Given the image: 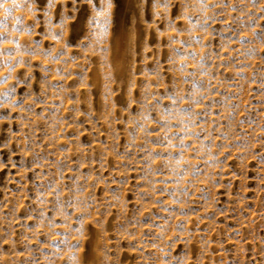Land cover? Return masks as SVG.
<instances>
[{
	"label": "rangeland",
	"instance_id": "374dc122",
	"mask_svg": "<svg viewBox=\"0 0 264 264\" xmlns=\"http://www.w3.org/2000/svg\"><path fill=\"white\" fill-rule=\"evenodd\" d=\"M90 241L264 264V0H0V264Z\"/></svg>",
	"mask_w": 264,
	"mask_h": 264
},
{
	"label": "bare ground",
	"instance_id": "6f19581e",
	"mask_svg": "<svg viewBox=\"0 0 264 264\" xmlns=\"http://www.w3.org/2000/svg\"><path fill=\"white\" fill-rule=\"evenodd\" d=\"M130 4H131V3H130ZM117 43H118V42H117ZM117 43H116V44H117ZM119 44H120V43H119ZM117 48H119L118 45H117ZM119 50H120V48H119ZM120 51H121V50H120ZM118 52H119V51H118ZM120 53H121V52H120ZM118 56H119V55H118ZM90 243H91L90 246H92L91 249H92L93 251H92L91 249H90V250L94 253V255L90 253V255H93V256H91V258H90V255H89V256L87 255V256L89 257L90 264H95V263H96V254H97V253H96V252H97V251H96V247H97V245H96L95 241H92V242L90 241ZM97 244H98V243H97ZM95 245H96V246H95ZM90 246H89V248H90ZM87 256H86V258H87Z\"/></svg>",
	"mask_w": 264,
	"mask_h": 264
}]
</instances>
